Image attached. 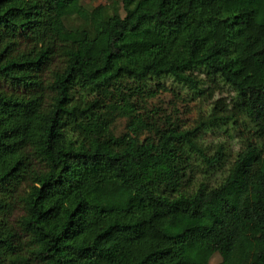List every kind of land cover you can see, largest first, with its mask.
Segmentation results:
<instances>
[{"label": "trees", "instance_id": "trees-1", "mask_svg": "<svg viewBox=\"0 0 264 264\" xmlns=\"http://www.w3.org/2000/svg\"><path fill=\"white\" fill-rule=\"evenodd\" d=\"M108 2L0 0V264H264V0Z\"/></svg>", "mask_w": 264, "mask_h": 264}, {"label": "rangeland", "instance_id": "rangeland-1", "mask_svg": "<svg viewBox=\"0 0 264 264\" xmlns=\"http://www.w3.org/2000/svg\"><path fill=\"white\" fill-rule=\"evenodd\" d=\"M108 3V0H83V4L88 7L107 5ZM160 84H162V87L156 84L150 85L151 91L155 92V96L140 103L142 106L141 111L147 112L151 116V120L159 124L160 127L167 126L169 123L177 125L180 129L194 127L206 113V107L201 110L202 105L199 103V98L195 97L186 87H182L169 78L161 80ZM222 95H227V87H224ZM116 131L117 134L124 131V121L122 119L116 122ZM205 140L210 147L212 142H223L227 148L226 152L231 153L229 158L233 157L237 149L235 142H232L230 138L224 136L221 132L217 136L207 133ZM212 151L211 149L209 153H212ZM9 212L11 213L10 222L14 224L15 220L22 215L23 208L20 203L12 202ZM212 264H215V262Z\"/></svg>", "mask_w": 264, "mask_h": 264}]
</instances>
